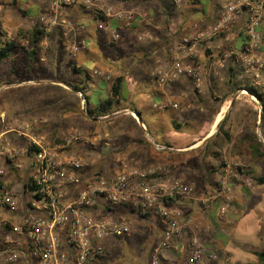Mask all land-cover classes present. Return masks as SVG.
Wrapping results in <instances>:
<instances>
[{
  "label": "built area",
  "instance_id": "1",
  "mask_svg": "<svg viewBox=\"0 0 264 264\" xmlns=\"http://www.w3.org/2000/svg\"><path fill=\"white\" fill-rule=\"evenodd\" d=\"M4 1L0 0L3 8L6 7ZM119 1L113 5L108 0H49L53 16L50 19L42 16L39 23L50 31L55 27L61 28L68 43L75 38L70 53L76 57L86 49L85 41L76 39L86 30V25L61 21L57 15L59 10L73 7L88 11L97 28L116 43L122 38L116 25L124 29L151 25L146 13L129 8L126 0ZM183 1L174 0V4L181 8ZM213 3L217 10L214 23L206 28L195 26L193 32L179 43L188 50L187 56L172 58L169 70L155 68L153 78L164 86L185 77L195 90L202 91L203 75L186 61L196 59L198 47L208 44L214 45L218 53L216 67L227 69L234 64L236 76L240 70L247 73L264 93V0H213ZM93 75L113 81L111 75L101 71H94ZM240 86L256 90L250 84ZM239 91L246 93L251 90ZM78 96L87 113L86 97L83 93H78ZM256 102L263 113L261 100ZM2 121L4 123L5 116ZM46 123V120L35 118L18 129L5 128L6 131L0 133V180L7 177L1 159L20 169V160L31 156L32 180L36 186V191L31 192L28 214L13 232L16 236L6 235L3 239L0 253L5 256L7 264H107L109 249L106 241L130 236L133 232L132 224L124 217H114V211L132 204L151 211L161 223L162 240L153 250L149 264H178L170 257L173 253L186 255L183 264H211L219 259L217 251L206 249L198 236L193 235L186 242L188 237L181 205L196 195L194 185L163 167L142 169L124 160H118L114 174L88 173L86 162L72 155L71 150L87 143L95 146L96 141L88 142L78 129L59 137V140H52L36 132ZM9 134L22 140L21 144H15L8 138ZM111 141L107 140L105 145L109 146ZM156 147L163 149L159 145ZM0 186V210H17L19 202L16 195L9 191L7 185ZM218 199L224 202L218 216L224 218L233 202L227 182L220 185L215 193H204L199 202L204 210L209 211ZM3 223L0 221V227Z\"/></svg>",
  "mask_w": 264,
  "mask_h": 264
},
{
  "label": "crops",
  "instance_id": "2",
  "mask_svg": "<svg viewBox=\"0 0 264 264\" xmlns=\"http://www.w3.org/2000/svg\"><path fill=\"white\" fill-rule=\"evenodd\" d=\"M108 1L113 5L120 2L119 0ZM134 1L136 2L132 4ZM4 3L6 5L5 8L0 5V43L3 44L7 41L14 42L17 47L13 51L11 59L8 61L15 63L16 58L23 57L27 60V65L33 71L34 68L40 66V64H38L39 59H41V61L45 60V58L39 55L40 49L45 46L46 49L48 48L50 50L47 42L51 44V47L63 44L62 42L65 40L63 30L59 27H55L50 31L47 27L43 28L39 26V28L45 31V36L41 39L39 44L34 46L28 42L26 38L20 42L19 37H24L25 33L32 31L37 23L40 24L39 20L42 16H47L49 19L53 16L50 13V2L49 0H26L25 3H27V7L24 8L20 6L22 0H6ZM201 3L203 4L202 12L206 13V16H208V11L206 10L203 0ZM125 4L129 8L141 10L146 13L151 25H135L132 29H124L116 25L121 32L122 38L120 41H123L127 48L135 50L134 52L130 50V61L123 56V61L120 60L119 64L110 62L106 55H103L104 57H97L96 53L93 52L94 49H100L103 45L115 47L120 41L116 42V44L112 43L106 32L100 31L96 26L93 27V17L91 13L81 9L80 14L76 18H70L72 17V13H78L80 11V9L71 7H63L57 13L61 21H73L86 25L87 30L86 32L83 31L84 33H81L82 35L80 34L81 37H79V39L82 38V40L85 41L87 52L82 50L86 53H81V56H83L81 57L80 64L72 65L74 72H76L75 67L86 70L89 73L94 69L100 68L103 70L102 72L111 75L113 79L123 77V83L119 91V99H116L112 107L115 113L98 118H89L85 122L90 126L86 127L81 125L91 130L100 128V130L104 132L98 134L97 132H93L92 136L89 137L78 127L74 128L82 132L88 142L96 141V145L91 146L88 143L77 145L72 148L71 154L83 159L80 153L85 149L87 150L85 156L89 153L91 155L104 157L108 160V165L100 166L98 169H101L100 172L103 171L106 175L116 173L118 169V160H124L142 169H150L156 166L163 167L170 170L173 175L179 177L183 181L195 185L199 184L200 187L202 186L199 180H203L202 177L213 174L218 177L223 175L224 170H226L228 166L225 165L228 161V155L231 160L235 161L238 159L241 160V157L245 155L251 160L249 163L250 168L247 167V169L249 168V170H251L253 161L255 167H257L258 161L253 159V151L250 147H253L258 141H256L251 134H248L250 122L247 120L241 122V120L235 116L237 111L241 112V107L243 105L238 103V99L236 98L239 92L237 90L238 86H236L238 84V82H236L237 76L235 75V77H233L232 75L236 68L234 64H230L228 67L229 69L216 67L218 53L215 46L203 44L198 47V57L186 61L188 65L197 69L203 75L204 84L202 91L195 90L192 82L185 77L167 83L164 86L159 85L153 78V71L155 68L163 67L169 70L172 58L175 56H187L188 50L182 48L179 43L183 36L187 35L188 28L184 27L182 23L183 18L176 17L177 15H174V11L172 12L170 9V11L163 9L157 0H126ZM14 7H18L22 12L25 22L20 23L16 20L15 11L13 10ZM37 8L41 9V14L35 16ZM68 11H70V13ZM190 11L192 14L197 12L196 9L193 8L190 9ZM213 16H215V11L213 12ZM193 21H195V18ZM206 23H208L207 20ZM213 23L214 22L211 24ZM203 27L204 26L201 28ZM11 30L14 33L13 40H5L4 36L7 35V32H11ZM135 36L138 37L140 42H146L147 48H143L139 52L134 45ZM139 37H142V39ZM46 39H50V41ZM102 41H108V43L103 44ZM65 42L68 43L67 40ZM172 49H175V52H173ZM22 50L26 51V54L20 56V54H22L20 51ZM60 52H63V50L60 49ZM4 63L6 62L0 65V81H4V79L7 78L9 82L8 85L14 86V89L23 88L27 81H34V78L31 77H23L24 80L20 79L18 81H11L8 78L9 76L3 77L5 74L2 70ZM130 64H132V66ZM60 68L61 67H58V70ZM140 69L143 70V74H145L144 82L140 79L137 80L136 77L135 80L134 77H132L133 71ZM12 71L11 73H13ZM47 72L49 74L46 76H44V72H42L43 77L38 80L39 83H52L57 85L61 83L68 86L69 83H79L81 79V75L77 72L76 79L72 82H68L67 78H64V80L58 78L56 80L55 76L51 77L49 69ZM63 72H65V70ZM112 72L116 77L112 75ZM219 73H222L224 76L223 78L226 80L224 85L222 84L218 89L221 91H217L216 76H218ZM91 79V90L86 91L89 97L87 108L95 110L101 103L111 99L114 91H111V83H108L104 79L97 77L93 78L92 76ZM128 82H130L129 84L133 85V87L130 91H124ZM3 86L5 85L1 82L0 91L3 90ZM44 86L50 87L51 85L47 84ZM68 87L73 91H63L65 94L69 95L73 93V95L77 97L78 93H81L75 91L70 85ZM54 88L60 89L61 87L55 86ZM96 93H99L100 97L97 102L93 103V94ZM239 105L240 108H238ZM254 108L259 113V105L254 103ZM81 110L83 111L82 105ZM3 116L5 115H1L0 124L5 126L7 124L6 116L4 123L2 121ZM137 116L140 117L142 123L139 122ZM259 116L262 119L263 113L260 112ZM33 119L35 118L30 120L18 119L17 122L19 123H14L20 128ZM62 119L64 120V129L72 124L77 126L79 123L78 118H75L74 122H72V117L64 116ZM46 121L48 124L47 118ZM70 122L72 123L70 124ZM7 125L9 126V124ZM44 126H46V124L42 125L38 131L39 134L46 136L44 134L46 132L43 129ZM227 135H229L230 139L227 138ZM8 138H11L15 144H21L22 142V140H19L13 134L12 137L8 135ZM101 139L103 142H99ZM109 139L112 140L111 144L106 146V141ZM56 140L59 139L57 138ZM259 141L261 142V139H259ZM156 145L163 147V149H157ZM20 163L22 167L16 169L5 159H1V165L7 172V178L6 180H0V184L7 185L9 191H12L16 195L19 204L20 202L24 203L26 209L25 214L27 215V206L31 198V193L28 188H26V184L32 178V157L28 156L22 158ZM88 167L86 164V171L90 173ZM251 174L252 176L254 175L253 173ZM17 175L25 177L23 183H18V181L15 182L16 178L13 177H17ZM20 185H22V188ZM207 185L210 187L205 188L214 192L218 190L220 186V184L214 183H207ZM195 198L192 202L183 205L185 207V233L188 238L195 233L192 219L198 211L202 214L204 221L207 222H210V220L216 222L217 212H219L218 203H215L208 212L201 210L202 208L197 206V198ZM100 210L103 211L102 209ZM114 214L122 215V217L129 222L132 216L139 217L131 207L117 209L114 211ZM141 220L145 222V226L148 227L149 230L158 233L159 236L162 234V227L159 219H157L159 229H156L152 225V217ZM196 229H198V227H196ZM181 260L183 259L176 258L177 262Z\"/></svg>",
  "mask_w": 264,
  "mask_h": 264
},
{
  "label": "rangeland",
  "instance_id": "3",
  "mask_svg": "<svg viewBox=\"0 0 264 264\" xmlns=\"http://www.w3.org/2000/svg\"><path fill=\"white\" fill-rule=\"evenodd\" d=\"M193 1L194 0H184L183 1L184 6L179 8L174 4V0H157V2L161 5L163 9H166L168 11L171 10L172 12L174 11L173 13L174 15L175 14L177 15L176 17L183 18L182 23L185 28H188L187 35L193 32V28L195 27V25H199L200 27L204 26L203 28H205L209 24L214 22L215 16H213V12L215 11L217 13V10L214 7L213 0H203L204 5L206 6V10L208 11L207 12L208 16H206V13L202 12L203 9V4L201 3L202 0H199L198 3L197 2L193 3ZM25 2L26 0H22V3L20 5L22 6L21 8L27 7L26 5L27 3ZM135 2L136 1L132 2V4H134ZM192 8L196 9L197 12L192 14V12L190 11V9ZM77 9H80V11L78 13H72V17L70 18H76L80 14L81 8H77ZM13 10L15 11L16 20L20 23L25 22V18L23 17L22 12L19 10V8L14 7ZM68 12L70 13V11ZM39 14H41V9L37 8L35 11V16H38ZM194 18L195 21H193ZM206 20L208 21V23H206ZM92 23H93L92 24L93 27L94 26L97 27V23L94 19ZM86 30L84 32H86ZM11 32L10 31L7 32V35L4 34L6 35L4 36L5 40H11V39L13 40L14 33ZM81 35L76 38L78 41L79 40L82 41V38L79 39ZM21 37H19L20 42L23 41L24 39L23 36ZM74 39L75 38H72V41H74ZM46 40L50 41V39H46ZM66 40H67L66 38L65 40H63L62 42L63 46L60 45V46L51 47V44L47 42V44L50 45V46L48 45V47H50V50L48 48L46 49L45 46H43L40 49L39 55H41L40 57L45 58V60L41 61V59H39L38 64H40V66L34 68L33 71L27 65L28 63L27 60H25L23 57L16 58L15 63H12L11 61L4 63V65L2 66V70L5 72L3 77L9 76L8 78L11 81H18L20 79L24 80L23 77H31L34 78V81H27L26 85L25 86L23 85L24 86L23 88H18V89H14V86H9L8 85L9 82L7 81V78H5L4 81H1L5 86H3L2 87L3 90L0 91V119H1V115H5L6 123L9 124V126L7 124L5 126L0 124L1 126L0 132L4 131L5 128L6 129L18 128L16 124L19 123L17 122L18 119L30 120L32 118H38L42 120H46V118L48 119V124L46 123V126H44L43 129L44 131H46L44 133L46 137L50 136L49 138H51L52 140L66 136L70 131H72L76 127L81 129L83 133L89 137L92 136L93 132H97V134L100 132H104L103 130L101 131L100 128L98 129L95 128L94 130L86 128L87 126L90 125L87 124L85 121H87V119H89L90 117L88 115V111L86 113L84 112V110L83 111L81 110L80 97L79 96L75 97L73 93L68 95L63 92V91H73L70 87H68L69 85L65 86L64 84L61 83L57 85L52 83L38 82V80H40L43 77L42 72H44V76L49 74L47 72L48 69L51 72L50 73L51 77L55 76L56 80L58 78L61 80L67 78L68 82L69 81L72 82L74 79H76L77 74L76 72H74L72 65L80 64L81 57L83 56V55L81 56V53L86 51V49L80 52L78 56L74 57L70 53L72 41L66 43L65 42ZM134 40H135L134 45L139 52L141 51V49L147 48V43L140 42L137 36H135ZM104 43L107 44L108 41L103 42V44ZM60 49L63 50V52H60ZM130 50L133 49L127 48L125 46V43L123 41L122 42L120 41L115 47L103 45L102 48L94 49L93 52L96 53L97 57L100 56L104 57L103 55H106L107 59L110 62H113L114 64H119L120 60L123 61L122 60L123 56L127 60H129ZM134 51L135 50H133V52ZM20 53H22L20 54V56H23L24 54H26V51L22 50L20 51ZM130 65L132 66V64ZM58 67L61 68L58 70ZM64 70L66 73L63 72ZM96 70L101 72L103 71L100 68L90 71V74L93 78H95L93 73ZM11 71L13 73H11ZM112 75H114V73ZM144 75L145 74H143V70L141 69L134 70L132 73V77H134V79L136 77L137 80L140 79L142 82L145 81ZM216 77H217L216 82L218 87L217 91H221L218 89L221 87L222 84L224 85L226 80L223 78L224 76L222 73L221 74L219 73V75ZM236 82H238L236 86H240L239 84L253 85L254 87H256V90H258L259 93H262L259 86L256 85V83L252 80V78L242 70H240L239 74L237 75ZM129 83L130 82H128L124 91H130L132 89L133 85ZM47 84L51 86L50 87L44 86ZM55 86H59L61 88L60 89L54 88ZM238 92L239 94L236 98L238 99V103H240L243 106L241 107V112L237 111L235 113V116L238 117V119H240L241 122H243V120L249 121L250 124L248 126V130H249L248 134L249 135L251 134V136H253L254 139H256V141L258 142L259 139H261V142H263L264 145V123L261 117L259 116L260 111L258 113V111L255 110L254 108V103L258 105L256 102L258 98L249 91H245L246 93H242L241 91ZM99 97H100L99 93L93 94L92 102L93 103L97 102L99 100ZM238 108H240V105ZM64 116L72 117L73 118L72 122H74L75 118H78L79 119L78 125L74 126V124H72L69 125L71 127L67 126V128L64 129L63 126L64 120L62 119V117ZM72 122H70V124ZM81 125L86 127H83ZM9 137H12V134H9ZM86 152L87 150L84 149V151L81 152L80 154L85 160L87 167L89 166L88 167L89 172L92 174L101 173L106 175L105 173H103V171L100 172L101 169H98V167L108 165V160H106L102 156L91 155L89 153L85 156ZM241 158H242L241 160L238 159L235 161V160H231L228 155V161L225 163V165L228 166L226 170H224L223 175L218 177L215 174H213L210 176L202 177L203 180L198 179L202 187H200L199 184L195 185L190 183L194 185L196 188V195L193 197V199L195 197L197 198V199L195 198L198 204L197 206L201 207L202 208L201 210L205 212L206 210H204V208L200 204L199 199L204 195V193L211 191L205 188V187H210L209 185H207V183L222 185L224 182H227L233 195V202L231 209L224 218H220L218 216L219 212H217V217L215 220L216 222H212V220H210V222H207L204 221V219L202 218V214L198 211V213L192 219L193 220L192 224L194 225L195 228V233L193 235H196L200 238L202 244L206 247V249L215 250L219 255V259L211 264H240V263H248V262L255 263L257 259L256 256L254 255V251L260 250L264 247V185L258 186L254 181H252L251 178L246 177L244 175H240L239 172L236 171V169L239 166L240 168L243 169V172L245 173L251 172L255 176L258 177L263 176L264 160L261 162H257L258 163L257 167H255L253 161L251 170H249L250 168L249 163L251 162V160L245 155H243ZM247 167L249 168L247 169ZM13 178H16L15 182L18 181V183L19 182L23 183L25 180V177L19 175ZM20 187L22 188V185H20ZM215 192H217V190ZM193 199L188 202L189 203L192 202ZM186 203L181 205L183 212L185 209L183 205H185ZM215 203L219 204V210L224 204L223 199H218L217 201L212 203V206L215 205ZM25 212H26L25 205L22 202H20V204L18 205L17 210H10L7 208H2L0 210V221L6 222L12 226V231L10 232H2L0 230V240H1L0 251H1V246L4 244L2 240L6 235H12V238L16 236V234L13 232H15V229L19 228L23 223L26 217ZM114 217L122 218V215L120 216L114 214ZM157 219H158L157 217L152 216V220H153L152 225L156 229H159V226L157 224L158 222ZM130 222L133 226V232L130 236L110 239L106 241V244L109 249V256L106 261L107 264H118V263L149 264L150 263L152 252L155 249V247L159 244V242H161L162 234L159 236L158 233L149 230L148 227L145 226V222L142 221L141 218L139 217L132 216V218H130ZM196 227H198V229H196ZM188 240L189 238H187L186 242H188ZM170 257L171 259H175V260L177 257L179 259H183L180 261V263L178 262V264H183L186 255L173 253L170 254ZM0 264H7L5 262V256L1 253H0Z\"/></svg>",
  "mask_w": 264,
  "mask_h": 264
},
{
  "label": "trees",
  "instance_id": "4",
  "mask_svg": "<svg viewBox=\"0 0 264 264\" xmlns=\"http://www.w3.org/2000/svg\"><path fill=\"white\" fill-rule=\"evenodd\" d=\"M198 3L199 0H194V3ZM25 13V12H23ZM176 25V24H175ZM40 24L37 23V25L32 29V31H29L25 33L24 38L28 40L32 45L36 46L37 44L40 43L41 39L45 36V31L41 28ZM44 28V27H43ZM17 45L14 42L7 41L6 43H0V65L3 62H7L8 60L11 59L12 53L15 50ZM234 69V68H232ZM235 70V69H234ZM233 70V71H234ZM75 71L81 75V79L79 80V83H69V85L78 92L83 93V95L86 97L87 101L89 100V97L87 96L86 91L91 90V74L86 71V70H81L78 67H75ZM233 77L236 75V71L232 73ZM108 83H111V81H108L104 79ZM1 83V81H0ZM123 83V77H117L114 78L111 85V91L113 92V96L111 99L101 103L99 106L96 107L95 110H91L87 108L88 115L90 118H98V117H103V116H108L110 114L115 113V111L112 110L113 105L116 102V99H119V91L121 84ZM241 89H248L251 90L250 92L253 93L258 97L259 100H261L262 104L264 105V93H259L258 91L252 89L251 87H246V86H238L237 90ZM263 123H264V113H263ZM0 131H1V126H0ZM39 133V131H36ZM227 138L230 139L229 135H227ZM252 149L253 153V159L255 161L261 162L264 160V145L262 142H257L253 147H250ZM236 171L239 172L240 175H244L246 177H249L254 181L258 186L264 185V175L263 176H252L251 173H245L243 172V169L238 167ZM1 187V186H0ZM26 188L31 192L36 191V186L33 184L32 178L27 182ZM2 197V193H0V198ZM172 204V202L170 203ZM132 208L139 216L141 219H149L153 216L151 211H145L143 208L135 205H127L126 208ZM154 217V216H153ZM0 230L2 232H10L12 231V226L6 222L3 223V225L0 227ZM1 241V240H0ZM3 241V240H2ZM254 255L256 256L257 261L255 263H240V264H264V247L260 250L254 251Z\"/></svg>",
  "mask_w": 264,
  "mask_h": 264
},
{
  "label": "water",
  "instance_id": "5",
  "mask_svg": "<svg viewBox=\"0 0 264 264\" xmlns=\"http://www.w3.org/2000/svg\"><path fill=\"white\" fill-rule=\"evenodd\" d=\"M137 117H138V119H139V122L142 123L141 120H140V117H139V116H137Z\"/></svg>",
  "mask_w": 264,
  "mask_h": 264
},
{
  "label": "bare ground",
  "instance_id": "6",
  "mask_svg": "<svg viewBox=\"0 0 264 264\" xmlns=\"http://www.w3.org/2000/svg\"><path fill=\"white\" fill-rule=\"evenodd\" d=\"M220 118H221V116H220Z\"/></svg>",
  "mask_w": 264,
  "mask_h": 264
}]
</instances>
